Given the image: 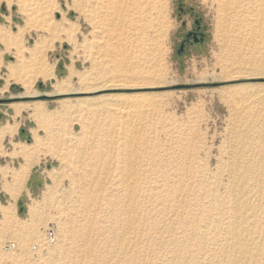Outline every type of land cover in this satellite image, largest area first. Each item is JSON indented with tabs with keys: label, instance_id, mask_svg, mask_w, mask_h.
I'll return each mask as SVG.
<instances>
[{
	"label": "rangeland",
	"instance_id": "374dc122",
	"mask_svg": "<svg viewBox=\"0 0 264 264\" xmlns=\"http://www.w3.org/2000/svg\"><path fill=\"white\" fill-rule=\"evenodd\" d=\"M154 1L123 32L101 0H0V264H240L236 234L264 250V17ZM195 18L205 43L179 54ZM156 64L157 84L124 70Z\"/></svg>",
	"mask_w": 264,
	"mask_h": 264
},
{
	"label": "bare ground",
	"instance_id": "6f19581e",
	"mask_svg": "<svg viewBox=\"0 0 264 264\" xmlns=\"http://www.w3.org/2000/svg\"><path fill=\"white\" fill-rule=\"evenodd\" d=\"M96 1V0H95ZM231 1V0H230ZM229 1V2H230ZM240 1V0H239ZM251 2H253L254 4H256V6H258L257 8H258V10L259 11H261L259 14L262 16V17H264L263 15H264V0H250ZM228 4H230V3H228ZM241 4V3H240ZM232 5V4H231ZM100 6H101V8H103V12H104V19H106L107 21H108V23L110 24V26L111 27H113L112 29H115V27L117 26V22L116 21H118L119 20V25H118V28L119 29H121L123 32H124V29L126 28V27H128V28H130L129 30H127L128 32L130 31V30H132V26L134 25H139L138 23L139 22H141L142 20H143V18H145L143 15H141L140 16V13H141V9H143V11L144 12H149V10H150V13H151V10H156L157 9V6H156V3H155V1L154 0H101V3H100ZM94 7V6H93ZM228 7V6H227ZM227 10H228V8H227ZM149 13V14H150ZM139 16V17H138ZM150 17V16H149ZM149 21H150V19H149ZM150 24H152L151 23V21H150ZM264 24V23H263ZM147 25V24H146ZM154 25V24H153ZM260 25H262V24H260ZM133 26V27H134ZM143 27V26H142ZM146 27H148V25L146 26ZM154 27H155V25H154ZM262 27V26H261ZM139 28H141V26H139ZM144 28V27H143ZM163 28V27H162ZM135 29V28H134ZM116 30V29H115ZM125 30V31H126ZM149 30V29H148ZM126 31V32H127ZM155 31V30H154ZM157 31V30H156ZM149 32V31H148ZM161 32H162V30H161ZM157 33V32H156ZM125 34V33H124ZM151 34V33H150ZM158 34V33H157ZM164 34V33H163ZM134 35V34H133ZM255 35V34H254ZM156 37V36H155ZM152 39V38H151ZM158 39H160V38H158ZM154 40V39H153ZM154 42V41H153ZM155 45V44H154ZM43 49V48H42ZM39 52V51H38ZM38 54V53H37ZM229 54V53H228ZM40 55V54H39ZM38 55V56H39ZM232 55V54H231ZM150 58V57H149ZM228 58V57H227ZM226 58V59H227ZM233 58V57H232ZM231 58V59H232ZM230 60V59H229ZM145 61V60H144ZM53 66V65H52ZM157 66V64L156 65H152V66H150V67H140V68H138V69H133V70H131V69H129V68H125L124 70L128 73V74H130V73H132V74H136V75H138V76H140L141 77V80L139 81V83L137 84L136 83V85H151V84H157V83H159V80L158 79H160L161 81L162 80H164V78H165V74L164 73H162V70H159V68L158 67H156ZM158 68V69H157ZM225 70V69H224ZM153 77L154 79H152L151 77ZM200 79V78H199ZM116 83V82H115ZM123 84H125V83H123ZM126 85V84H125ZM58 86H59V83H58ZM132 86H134V84H132ZM58 89V88H57ZM60 90V89H59ZM64 107V106H63ZM65 108V107H64ZM68 110H69V108H68ZM127 110V109H126ZM64 112V111H63ZM62 113V112H61ZM236 131V130H235ZM240 134V133H239ZM242 134V133H241ZM247 137H248V135H247ZM239 138V137H238ZM241 139V141L242 140H244V138L242 139V138H240ZM239 140V139H238ZM238 142V141H237ZM246 142V141H245ZM248 143V142H247ZM237 145H239L238 143H237ZM236 145V146H237ZM253 145V144H252ZM251 144H250V146H252ZM236 146H234L233 148H236ZM238 147V146H237ZM243 147V146H242ZM254 147V146H253ZM241 148V147H240ZM254 148H256V147H254ZM259 149V148H258ZM262 149V148H261ZM235 150V149H234ZM243 150V148H241V151ZM245 150V149H244ZM249 150H250V148H249ZM235 151H238V150H235ZM252 151V150H251ZM256 151H259V150H257L256 149ZM188 152V151H187ZM234 152V151H233ZM233 152H231V153H233ZM245 152V151H244ZM238 153V152H237ZM236 153V154H237ZM241 153V152H240ZM251 153V152H250ZM253 153H254V150H253ZM234 154H235V152H234ZM248 154H249V152H248ZM252 154V153H251ZM262 154V156H263V153H261ZM243 155H244V153H243ZM253 155V154H252ZM256 155V154H255ZM254 155V156H255ZM189 156H191V155H189ZM241 156V155H240ZM244 156H246V155H244ZM242 157L241 156V158H247V157H249V156H247V157ZM253 156V157H254ZM259 156V155H258ZM231 157V156H230ZM231 159H232V157H231ZM234 159V158H233ZM258 159V158H257ZM262 159V158H261ZM181 160V159H180ZM242 160V159H241ZM256 160V159H255ZM247 160V161H240V162H243V165H245L246 166V168H248L249 169V167L251 168V166H253L254 165V167L256 168V161H258V160ZM34 161V160H33ZM178 161V160H177ZM232 161V160H231ZM238 161V160H237ZM261 161V160H260ZM260 161L258 162L259 164H260ZM262 161H263V159H262ZM261 161V162H262ZM186 162V161H185ZM197 162V161H196ZM264 162V161H263ZM188 163V162H187ZM190 163V162H189ZM230 163V162H229ZM234 163V162H233ZM238 163H239V161H238ZM254 163H256V164H254ZM235 164H236V162H235ZM241 164V163H240ZM129 165V164H128ZM262 165V164H261ZM27 166V165H26ZM135 166V165H134ZM235 166V165H234ZM239 166H241V165H239ZM233 167V166H232ZM242 167V166H241ZM258 167L260 168V166L258 165ZM262 167H264L263 165H262ZM128 168V167H127ZM132 168H133V166H132ZM243 168H245V167H243ZM254 168V169H255ZM234 179H232V177H231V180H236V181H239V182H242V181H240V179L238 180V178H239V176H238V178L236 177L237 176V171L239 170V168L237 167V166H235L234 168ZM264 168H262V170H263ZM28 170V169H27ZM211 170V169H210ZM253 170V169H252ZM262 170L261 169H259V170H253V172H250V171H248L249 173L248 174H250V175H252V177L253 178H255L256 179V182H257V188L261 191V192H263L264 193V176H262V175H264V172H262ZM131 171V170H130ZM135 171V170H134ZM240 171V170H239ZM261 171V172H260ZM105 173V172H104ZM135 173V172H134ZM188 173V172H187ZM239 173V172H238ZM242 173V172H241ZM241 173H240V175H241ZM245 173V172H244ZM81 174V173H80ZM191 174V173H190ZM211 174V173H210ZM227 174V173H226ZM231 174H232V172H231ZM83 175H84V173H83ZM82 175V176H83ZM89 175H91V174H89ZM239 175V174H238ZM242 175H244V174H242ZM241 175V176H242ZM133 176V175H132ZM172 176V175H171ZM94 177V176H93ZM177 177V176H176ZM251 177V178H252ZM133 178V177H132ZM139 178V177H138ZM241 178V177H240ZM181 179V178H180ZM188 179V178H187ZM197 179V178H196ZM259 179H261V180H259ZM58 180V179H57ZM94 180H96V179H94ZM131 180V179H130ZM247 180V179H246ZM56 181V180H55ZM83 181V180H82ZM91 181V180H90ZM92 181H93V179H92ZM132 181V180H131ZM175 181H177V180H175ZM183 181V180H182ZM248 181V180H247ZM83 182H85V181H83ZM172 182V181H171ZM201 182V181H200ZM130 183H133V182H130ZM178 183V182H177ZM185 183V182H184ZM235 183V182H234ZM246 183V185H247V187L245 188L246 189V191H247V189H249L250 187H251V184L249 185V183L248 182H245ZM245 183H242V184H245ZM84 184V183H83ZM86 184H88L87 182H86ZM129 184V183H128ZM134 184H135V181H134ZM240 183H236L235 185L238 187V186H241V184L239 185ZM89 185V184H88ZM130 185V184H129ZM175 185V184H174ZM69 186V185H68ZM86 186V185H85ZM135 186V185H134ZM179 186V185H178ZM177 186V187H178ZM254 187H255V185H253ZM61 187V186H60ZM65 187V186H64ZM63 187V188H64ZM82 187V186H81ZM84 187V186H83ZM131 187H133V186H131ZM161 187H162V185H161ZM223 187V186H222ZM221 187V188H222ZM242 188L244 187V186H241ZM99 188V187H98ZM179 188V187H178ZM236 188V187H235ZM72 189V188H71ZM183 189V188H182ZM191 189V188H190ZM237 189V188H236ZM245 189H243L242 191H244ZM53 190V189H52ZM62 190V189H61ZM68 190H70V189H68ZM132 190V189H131ZM130 190V191H131ZM167 190V189H166ZM169 190V189H168ZM233 190V189H232ZM250 190V189H249ZM249 190H248V193H249ZM253 189H251V191H252ZM49 191V190H48ZM48 191H45L44 192V197L46 198V199H48L47 197H48ZM183 191V190H182ZM182 191H180V192H182ZM222 191V190H221ZM239 191H241L240 189H239ZM245 191V192H246ZM174 192V191H173ZM185 192V191H184ZM235 192V191H234ZM237 192V191H236ZM256 192V191H255ZM260 192V193H261ZM232 193V192H231ZM238 194L240 193V192H237ZM131 194H132V192H131ZM186 194V193H185ZM184 194V195H185ZM245 194H247V192L245 193ZM252 194V193H251ZM253 194H255V193H253ZM178 195V194H177ZM232 195V194H231ZM258 195V194H257ZM43 196V195H42ZM165 196V195H164ZM179 196V195H178ZM202 196V195H201ZM237 196L238 195H235V197L237 198ZM245 196V195H244ZM248 196V195H247ZM260 196H262V194L260 195ZM135 197V196H134ZM177 197V196H176ZM188 197V196H187ZM251 197H253V195L251 196ZM130 198V197H129ZM235 198V199H236ZM238 198H239V196H238ZM249 198V197H248ZM247 198V199H248ZM133 199V198H132ZM163 199V198H162ZM203 199V198H202ZM205 199V198H204ZM240 199H241V197H240ZM243 199V198H242ZM246 199V198H245ZM250 199V198H249ZM134 200V199H133ZM171 200V199H170ZM237 200H239V199H237ZM176 201H178V200H176ZM185 201V200H184ZM210 201H212L213 202V199H210ZM251 201V200H250ZM128 202V201H127ZM133 202H135V200L133 201ZM237 202V201H236ZM240 202V201H239ZM243 202V201H242ZM245 202H246V200H245ZM255 203V202H254ZM236 204H239V203H236ZM236 204H235V206H236ZM247 204V203H246ZM245 204V205H246ZM128 205V204H127ZM166 205V204H165ZM240 205V204H239ZM239 205H238V208H237V210H239V208L242 206V205H240V207H239ZM258 205V204H257ZM133 206L135 207V205L133 204ZM169 206V205H168ZM167 206V207H168ZM192 206V205H191ZM246 206H248V205H246ZM253 206V205H252ZM133 207V208H134ZM237 207V206H236ZM137 208H138V205H137ZM176 208V207H175ZM242 208V207H241ZM240 208V209H241ZM244 208V207H243ZM245 208H247V207H245ZM251 208V207H250ZM256 208V207H255ZM124 209V208H123ZM131 210H132V208H130ZM177 209V208H176ZM129 210V209H128ZM130 210V211H131ZM134 210H138V209H134ZM178 210V209H177ZM190 210V209H189ZM235 210V209H234ZM246 210V209H245ZM248 210H250V209H247V211ZM256 210V209H255ZM130 211L128 212V213H130ZM243 211H244V209H243ZM247 211H246V213H247ZM134 212V211H133ZM132 212V213H133ZM140 212V211H139ZM191 212V211H190ZM237 212V211H236ZM256 212V211H255ZM132 213H130V215L129 216H131V214ZM138 213V212H137ZM148 213V212H147ZM193 213V212H192ZM199 213V212H198ZM241 213V212H240ZM249 213H251V211L249 212ZM257 213V212H256ZM125 214V213H124ZM152 214V213H151ZM237 214V213H236ZM150 215V214H149ZM234 215V214H233ZM237 215H239V214H237ZM252 215V214H251ZM115 216V215H114ZM128 216V217H129ZM133 216V215H132ZM255 216V213H254V215H252L251 217H254ZM134 217V216H133ZM139 217V216H138ZM235 217V216H234ZM239 217H242L241 215L239 216ZM248 217V216H247ZM80 218V217H79ZM114 218V217H113ZM131 218V217H130ZM129 218V219H130ZM150 218V217H149ZM72 219V218H71ZM115 219V218H114ZM128 219V218H127ZM127 220L128 222L132 219H130V220ZM137 219V218H136ZM139 219V218H138ZM206 219V218H205ZM234 219V218H233ZM238 219V218H237ZM254 219V218H253ZM252 219V220H253ZM256 219H257V217H256ZM256 219H254L252 222H250L249 223V226H252V228H254L255 226H256V228L258 229V227H257V224H258V222H257V220ZM260 219H263V218H260ZM82 220V219H81ZM135 220V219H134ZM132 221V220H131ZM136 221V220H135ZM184 221V220H183ZM242 221V220H241ZM262 221V220H261ZM93 222V221H92ZM101 222V221H100ZM208 222V221H207ZM129 223H131V222H129ZM150 223V222H149ZM242 223V222H241ZM263 222H261V224H262ZM132 224V223H131ZM134 224H135V222H134ZM226 224V223H225ZM230 224V223H229ZM235 224V223H234ZM77 225V224H76ZM93 224L91 223V226H92ZM101 225V224H100ZM127 225V224H126ZM128 225H130V224H128ZM133 225V224H132ZM204 225V224H203ZM227 225V224H226ZM236 225H238V224H236ZM259 225H260V223H259ZM95 226V225H94ZM130 226H128V228H129ZM132 227V226H131ZM246 227H248V226H246ZM91 228V227H90ZM183 228V227H182ZM234 228V227H233ZM236 228V227H235ZM239 228V227H238ZM244 228H245V226H244ZM259 228H260V226H259ZM92 229V228H91ZM130 229V228H129ZM128 229V230H129ZM185 229V228H184ZM199 229V228H198ZM237 229V228H236ZM247 229H249V227L247 228ZM183 230V229H182ZM254 230V229H253ZM92 231V230H91ZM226 231V230H225ZM238 231H240L241 232V230H238ZM237 230H236V232H238ZM244 231V230H243ZM254 231H256V229L254 230ZM260 231V230H259ZM90 232V231H89ZM95 232V231H94ZM124 232V231H123ZM217 232V231H216ZM263 231H261V233H262ZM239 233V232H238ZM95 234V233H94ZM264 234V233H263ZM262 234V235H263ZM89 235V234H88ZM92 235V234H91ZM261 235V234H260ZM115 236V235H114ZM124 236V235H123ZM236 236H237V239H238V243H239V246L236 248V250H238L237 252L239 253V259L242 261L243 260V262H240V264L241 263H245V262H249V261H255L257 264H264V250L262 249H259V252H253L254 250H251L249 247H247L246 246V243L244 242V239H242V235L241 234H239V235H237L236 234ZM242 236V237H241ZM246 236V235H245ZM90 237V236H89ZM235 237V236H234ZM262 237V236H261ZM236 238V237H235ZM248 238V237H247ZM256 238V237H255ZM254 238V239H255ZM250 239V238H249ZM259 239V238H258ZM261 239H263V238H261ZM261 239H260V241H258L257 243H262V241H261ZM90 239H88V240H86V241H89ZM128 240V239H127ZM126 240V241H127ZM247 240V239H246ZM256 240V239H255ZM219 241V240H218ZM233 241H234V239H233ZM249 241H251V240H249ZM128 242H129V240H128ZM236 242V241H235ZM254 243H255V241H254ZM129 244V243H128ZM228 244V243H227ZM251 244V243H250ZM84 245V244H83ZM132 245V244H131ZM234 245V244H233ZM127 246V245H126ZM226 246V245H225ZM250 246V245H249ZM257 246L258 247H260L261 245L260 244H257ZM256 246V247H257ZM262 246H264V245H262ZM235 247V246H234ZM234 247H232V248H234ZM252 247V246H251ZM255 247V246H254ZM258 247H257V249H258ZM127 248V247H126ZM132 249V248H131ZM225 249V248H224ZM255 249V248H254ZM256 249V250H257ZM80 250V249H79ZM78 250V251H79ZM225 250H227V249H225ZM224 250V251H225ZM91 250H89V252H90ZM229 251V250H228ZM231 251H233V250H231ZM235 251V250H234ZM258 251V250H257ZM92 252V251H91ZM81 253V252H80ZM136 253V252H135ZM93 254V253H92ZM124 254V253H123ZM225 254H227V253H225ZM125 256V255H124ZM237 256V255H236ZM132 257V256H131ZM225 258V257H224ZM133 259V258H132ZM238 259V260H239ZM126 260H128V259H126ZM125 260V261H126ZM218 260V259H217ZM221 260V259H220ZM237 260V259H236ZM237 260V261H238ZM248 260V261H247ZM111 261V260H110ZM120 261V260H119ZM118 261V262H119ZM237 261H235V262H237ZM127 262V261H126ZM125 263V262H124ZM133 263H135V262H133ZM179 263V262H178ZM255 263V264H256ZM228 264V263H227ZM235 264H237V263H235Z\"/></svg>",
	"mask_w": 264,
	"mask_h": 264
},
{
	"label": "flooded vegetation",
	"instance_id": "af4514ba",
	"mask_svg": "<svg viewBox=\"0 0 264 264\" xmlns=\"http://www.w3.org/2000/svg\"><path fill=\"white\" fill-rule=\"evenodd\" d=\"M181 7V6H180ZM184 8V6L181 7V9ZM184 11V9H183ZM192 9H190V13H192ZM187 21H184V30H182L181 34L182 37L178 44V53L184 54L189 51H191L193 48L197 49L199 45L205 43L206 39V29L204 25L202 24L201 20L199 18L194 19V27L193 28H187ZM184 31V32H183ZM189 33H192L189 35Z\"/></svg>",
	"mask_w": 264,
	"mask_h": 264
},
{
	"label": "crops",
	"instance_id": "0c3cea01",
	"mask_svg": "<svg viewBox=\"0 0 264 264\" xmlns=\"http://www.w3.org/2000/svg\"><path fill=\"white\" fill-rule=\"evenodd\" d=\"M3 127H5V126H3ZM0 130H4V128L1 127ZM2 133H3V132H2ZM4 134H5V133H3V135H4ZM3 138H4L3 136L0 137V143L2 142Z\"/></svg>",
	"mask_w": 264,
	"mask_h": 264
}]
</instances>
